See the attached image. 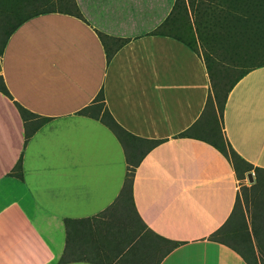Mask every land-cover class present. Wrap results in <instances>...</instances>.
I'll return each mask as SVG.
<instances>
[{
    "label": "crops",
    "instance_id": "obj_1",
    "mask_svg": "<svg viewBox=\"0 0 264 264\" xmlns=\"http://www.w3.org/2000/svg\"><path fill=\"white\" fill-rule=\"evenodd\" d=\"M18 1L30 8L41 0ZM74 1L79 16L57 5L34 15L11 33L0 55V76L11 94L0 91V264H61L65 250L77 260L62 264L155 261L141 243L117 254L118 240L92 223H73L67 245L64 220L105 209L125 175L116 135L78 113L101 90L124 129L162 140L132 180L146 228L180 243L159 264H246L235 250L209 239L239 191L232 164L209 142L179 136L205 111L211 84L203 50L229 46L234 30L227 15L214 11V0ZM98 32L126 39L109 61L105 46L116 44L111 38L103 44ZM15 102L49 118L26 144ZM220 125L244 160L264 168V66L229 91ZM20 157L22 179L10 174Z\"/></svg>",
    "mask_w": 264,
    "mask_h": 264
},
{
    "label": "trees",
    "instance_id": "obj_2",
    "mask_svg": "<svg viewBox=\"0 0 264 264\" xmlns=\"http://www.w3.org/2000/svg\"><path fill=\"white\" fill-rule=\"evenodd\" d=\"M56 1L70 5L79 16L74 0H41L32 2V5H29L30 8L25 7L22 1L0 0V55L9 36L21 23L34 15L56 11ZM60 3L57 6L62 9L63 6ZM216 10L227 15V23L231 30H234L230 35L232 45L221 51H216L215 48L204 50L206 52L203 53V57L211 84V91L205 103L204 112L207 115L204 118L203 112L199 119L179 136H196L215 146L228 158L238 180L244 179L247 172H254L255 179L252 184L249 187L242 185V192L238 191L229 217L210 234L209 239L235 250L246 264H264V168L253 166L244 160L225 139L220 125L229 91L244 74L264 66V0H214V11ZM159 32L155 31V33ZM98 35L103 44L109 38L116 44L114 49L105 46L107 61L110 60L115 49L126 41V39L110 37L101 32H98ZM252 39L256 42V46L249 48ZM182 40L191 49L196 48L194 41L187 38ZM235 40H239L242 44L244 42L246 45L238 46ZM255 55L259 58L256 62L250 63V59ZM0 91L11 98L1 76ZM15 106L24 123L26 144L49 118L32 113L17 102ZM78 113L101 121L116 135L125 153L126 168L118 195L105 209L90 217L64 220L67 245L69 228L73 223H92L108 239L118 240L117 254L128 253L136 244L141 243L144 252L150 254L153 259L156 258L152 264H159L166 254L180 243L161 237L146 228L133 202L132 180L135 168L142 158L162 140L138 137L124 129L107 109L102 90L91 104ZM10 174L22 179V157L14 165ZM148 234H151L152 238L145 243L144 239ZM71 260H77V257L69 255L65 250L59 263Z\"/></svg>",
    "mask_w": 264,
    "mask_h": 264
},
{
    "label": "rangeland",
    "instance_id": "obj_3",
    "mask_svg": "<svg viewBox=\"0 0 264 264\" xmlns=\"http://www.w3.org/2000/svg\"><path fill=\"white\" fill-rule=\"evenodd\" d=\"M15 1H18V0H15ZM59 1H56L55 2V4L56 5H59V3H58ZM61 4V6H63V7H66V8H69V6H67L64 2H61L60 3ZM232 44L229 42V46L228 47H226V48H229L230 46H231ZM218 50H220V49H216V51H218ZM205 52L206 51H204L203 50V53L205 54ZM259 58V56L258 55H255L254 57H252L251 59H250V63H253V62H256L257 60L256 59H258ZM249 62V61H248ZM254 179H255V176H254V172H253V181H254ZM252 184V182H250L249 180H248V178L246 177V175H245V178L244 179H241V180H239V192H242V185H246V186H250ZM248 213H249V211H248ZM247 213V214H248ZM248 218L250 219V217H249V214H248Z\"/></svg>",
    "mask_w": 264,
    "mask_h": 264
},
{
    "label": "water",
    "instance_id": "obj_4",
    "mask_svg": "<svg viewBox=\"0 0 264 264\" xmlns=\"http://www.w3.org/2000/svg\"><path fill=\"white\" fill-rule=\"evenodd\" d=\"M246 177L250 182H253V172H247Z\"/></svg>",
    "mask_w": 264,
    "mask_h": 264
}]
</instances>
